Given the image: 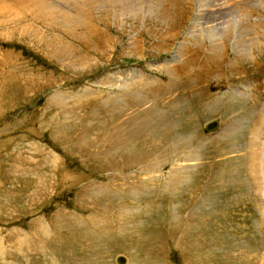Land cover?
Instances as JSON below:
<instances>
[{
	"label": "rangeland",
	"instance_id": "1",
	"mask_svg": "<svg viewBox=\"0 0 264 264\" xmlns=\"http://www.w3.org/2000/svg\"><path fill=\"white\" fill-rule=\"evenodd\" d=\"M26 1L0 0V264H115L118 255L125 256L128 264H264V213L252 185L257 177L252 158L248 163L243 160L248 154L251 157L245 147L261 118L254 108L264 107V46L254 49L252 59L242 55L236 62L225 40L221 59L208 63V43H199L190 33L191 22L198 19L195 5L200 3V10H221L214 17L217 24L240 21L238 30H244L246 17H251L250 23L259 25L255 31L264 38V10L253 6L254 11L246 9L239 17L229 14L230 0H120L119 4L94 0L93 12L84 10L79 17L81 10L74 8L87 0H41L65 14L62 26L46 18L34 20L28 13L38 5L28 7ZM226 1L228 6L220 3ZM133 5V10L128 9ZM179 44L189 47L183 58L189 65L179 73L182 83L170 91L176 99L173 106L166 105L169 114L155 126L149 123L125 131L120 124L127 117L121 110L119 114L118 108H104L92 97L118 94L116 87L106 83L129 71L169 82L164 71L156 68L173 61L181 51ZM89 88L95 95L82 105L74 97L63 99ZM54 94L61 96V106L71 107L66 115L58 106L60 101H50ZM210 121L218 123V130L202 133ZM66 123L65 134L60 124ZM86 125H92V131L85 133ZM114 128L121 138L107 139ZM79 133L86 141L78 138ZM124 136L123 147L109 148L112 141L124 142ZM260 137L264 151V132ZM170 146L177 147L178 153H199L189 186L162 193L153 187L154 194L145 190L140 196L123 193L121 197L143 177L139 162H132L143 161L142 152L156 154ZM101 185L108 190H96ZM109 194L113 195L106 197ZM116 206L135 213L122 220L136 222L129 230L121 227L119 238L113 233L106 238L91 234L87 227L62 228L55 217L68 212L90 219L96 213L113 214ZM44 227L53 229L41 232ZM40 235L55 243L41 247L36 240Z\"/></svg>",
	"mask_w": 264,
	"mask_h": 264
},
{
	"label": "bare ground",
	"instance_id": "2",
	"mask_svg": "<svg viewBox=\"0 0 264 264\" xmlns=\"http://www.w3.org/2000/svg\"><path fill=\"white\" fill-rule=\"evenodd\" d=\"M52 1V0H51ZM84 1V0H83ZM93 1L94 0H87V4H83L82 7L80 6H76V8H74L76 11L81 10L80 11V15L77 14L79 17H81V15H83V11L86 10L89 12H93ZM115 4H119V2H121L120 0H112ZM131 1V0H130ZM170 1V0H169ZM183 1V0H182ZM217 1V0H216ZM215 1V2H216ZM220 1V0H219ZM228 1V0H227ZM220 2L223 3V6H228V2ZM28 4V7H34L36 5H38L37 8H35L36 10H33V12L28 13L31 15V17L36 20V19H40V18H46L48 21H52V24H63L64 20H65V14L60 13L59 10H56L55 6L47 5L44 1L41 0H27L26 1ZM85 2V1H84ZM104 2V0H103ZM167 2V1H166ZM190 2V1H189ZM201 2V1H199ZM203 2V1H202ZM74 3V2H72ZM77 3V2H76ZM80 3V2H79ZM102 3V2H101ZM111 3V2H110ZM154 3V2H153ZM163 3H165L163 1ZM162 3V4H163ZM178 3V2H176ZM231 3V7L229 8V14H239V17L242 16V13L245 12V10L247 9V12L249 9H251L253 6H259L260 9L262 8L264 10V0H230ZM22 4V3H21ZM63 4V3H61ZM66 4V3H65ZM81 4V3H80ZM106 4V3H105ZM104 4V5H105ZM109 4V3H108ZM108 4H106V6H109ZM169 4V3H168ZM173 4V3H170ZM182 4V3H181ZM180 4V5H181ZM186 4V3H185ZM184 4V5H185ZM196 4V3H195ZM200 3H198L197 5H195V17L198 18L197 21L196 19L194 21L191 22L190 27L192 29H190V33L192 38H196L197 41L199 43H203L204 42L208 43L205 46H207L208 48V63L210 62H215L216 60H218V58L221 59L222 55L224 54L225 51V40L229 41L228 47L232 48V52H233V56L234 60L237 62L239 59H237V57L239 56H248L249 58L253 55L254 56V49L256 47H259V45L264 46V38L263 35H261L258 32L255 31V27L259 26L258 24L256 25V23H254V25H256L255 27L250 23V19L251 17H246V21L245 23V29L244 30H238L237 28H239L238 26L240 25L238 20L234 21V24L231 25L230 21L226 20L223 23H216L217 20L214 19V17L216 15H219L221 10L218 11H212L210 12L209 9L210 7H208L207 9L200 10L201 6H199ZM205 4V3H204ZM204 4H201L205 7ZM228 4V5H227ZM40 5V7H39ZM42 5V7H41ZM68 5V3H67ZM67 5H65L64 7H66ZM74 5V4H73ZM72 5V6H73ZM155 5V4H154ZM183 5V4H182ZM181 5V6H182ZM210 5V4H209ZM235 5V6H233ZM24 6V5H23ZM69 6V5H68ZM71 6V5H70ZM69 6V7H70ZM112 6V5H111ZM115 6V5H113ZM124 6V5H123ZM160 6V5H159ZM167 6V5H166ZM178 6V5H177ZM186 6V5H185ZM190 6V5H189ZM212 7H216L215 4L212 3L211 5ZM55 7V8H54ZM85 7V8H84ZM96 7V6H95ZM110 7V6H109ZM116 7V6H115ZM114 7V8H115ZM127 7V6H125ZM130 10H133L132 8L133 6H129ZM139 7V6H138ZM157 6H155L156 9ZM162 7V6H161ZM59 8L62 10V6ZM71 8V7H70ZM97 9L102 7H96ZM113 8V9H114ZM119 8V7H118ZM120 8L122 9V11H127V8L125 9L124 7L120 6ZM135 8V7H134ZM158 8V7H157ZM166 8V7H165ZM170 8V7H169ZM106 9V8H104ZM108 9V8H107ZM110 10L112 8H109ZM112 9V10H113ZM138 9V8H137ZM186 9V8H185ZM226 9V8H224ZM223 9V10H224ZM259 9V8H258ZM66 10V9H65ZM68 10V9H67ZM177 10V9H176ZM214 10V9H213ZM252 10V9H251ZM257 10V9H255ZM4 11V10H3ZM187 11V10H186ZM226 11V10H225ZM254 11V10H252ZM107 12V11H106ZM115 12V11H114ZM240 12V13H239ZM246 12V14H247ZM260 12V11H259ZM12 13V12H11ZM160 13V12H158ZM157 13V14H158ZM187 13V12H186ZM250 13V11H249ZM88 14V13H87ZM97 14V13H96ZM116 14V12L114 13ZM139 14V13H138ZM228 14V12L226 13ZM253 14V13H252ZM251 14V15H252ZM263 14V13H262ZM89 15V14H88ZM112 15V14H109ZM162 15V14H161ZM159 15V16H161ZM187 15V14H186ZM244 15V14H243ZM254 15V14H253ZM252 15V16H253ZM261 15V14H260ZM259 15V16H260ZM28 16V15H27ZM90 16L92 17L91 13ZM113 16V15H112ZM116 16V15H115ZM135 16V14H134ZM118 17V16H117ZM162 17V16H161ZM164 17V16H163ZM203 17V19H205V22H200L201 18ZM262 17V16H261ZM98 18V17H97ZM100 18V17H99ZM114 18V17H113ZM143 18V17H142ZM154 18V17H153ZM165 18V17H164ZM44 19V20H46ZM62 19V20H60ZM263 19V18H262ZM103 20V19H102ZM234 20V19H233ZM253 20V19H252ZM256 20V19H255ZM261 20V19H259ZM42 21V20H41ZM63 23H62V22ZM258 21V20H257ZM44 22V21H43ZM46 22V21H45ZM200 22V23H199ZM255 22V21H254ZM261 22V21H260ZM263 22V21H262ZM49 23L48 25L51 26L52 24ZM216 23V24H215ZM65 24V23H64ZM66 25V24H65ZM143 25V24H142ZM25 26V25H24ZM54 26V25H53ZM63 26V25H62ZM261 26V24H260ZM16 27V26H15ZM55 27V26H54ZM53 28V27H52ZM73 28V27H72ZM261 28V27H260ZM70 29V28H69ZM89 29V28H88ZM157 29V28H156ZM197 29L195 32L194 30ZM264 29V28H263ZM24 30V29H23ZM59 30V29H58ZM66 30V29H65ZM96 29H93V31ZM150 30V29H149ZM160 30V29H159ZM163 30V29H162ZM257 30V29H256ZM69 31V30H67ZM89 31V30H88ZM91 31V30H90ZM234 31V34H232V32ZM264 31V30H263ZM11 32V31H10ZM62 32V31H61ZM71 32V31H70ZM76 32V31H75ZM201 32V33H199ZM262 32V31H261ZM188 34V33H187ZM234 36H232V35ZM264 34V33H263ZM77 35V34H76ZM160 35V34H158ZM42 36V35H41ZM78 36H80L78 34ZM134 36V35H133ZM189 36V35H188ZM31 37V36H30ZM157 37V36H156ZM159 37V36H158ZM187 37V36H186ZM231 39H230V38ZM78 38V37H77ZM189 38V37H188ZM190 38V39H192ZM195 39V40H196ZM75 40V39H74ZM187 40V39H186ZM194 40V39H193ZM190 41V40H189ZM48 43V42H47ZM183 43V42H182ZM187 42H185L186 44ZM133 45H135L134 43H132ZM167 46V45H166ZM180 46V47H179ZM179 48L181 49V51H178L177 53L179 54H174L172 60L173 61H164L163 64L164 65H160V68H156L158 72H163L166 74V77L170 78L171 80L169 82H160L156 77L153 76H147L146 78H143L142 75H138L137 72H133V71H129L130 73L126 72L127 74L121 73L120 76L115 77V78H111L109 80V82H107L106 84L109 87H116L115 89H117L118 94L112 93L113 95H106L105 97H101L100 95H95V93H91L90 88L85 90L84 92H82L81 94H75L73 96H68L67 98H63L66 100H70L69 98L74 97V99L76 100V103L78 105H82L80 103L84 102L86 99L85 98H89V96L91 95H95V97L92 98H96L98 101L102 102V104H99L104 107V108H108V107H112V108H118V111L115 110V112L117 111L120 114V110H121V114L122 116H126L127 118L120 124L127 130H133L136 126L138 127H143L145 128L147 124H151V126H155L156 123L161 121L159 120L161 117H165L166 115L169 114L168 112V108L166 107V105H169L168 107H171L174 105L175 103V97L171 92H173V89L176 88L179 84L178 80H179V73L180 71L183 72V68L189 65L187 64V62L183 63L184 61V55H185V51L189 49L188 46L185 47H181L182 45L179 44ZM184 46V44H183ZM191 46V45H189ZM195 46V44H194ZM58 47V46H57ZM135 47V46H134ZM199 47V46H196ZM203 47V46H202ZM133 48V47H132ZM159 48V47H158ZM205 47H203L204 49ZM54 49V48H53ZM161 49V48H160ZM195 49V48H194ZM199 49V48H198ZM258 49V48H257ZM201 50V49H200ZM158 51V50H156ZM160 51V50H159ZM202 51V50H201ZM196 52V51H195ZM199 52V50H198ZM262 52V51H260ZM191 53V52H190ZM197 53V52H196ZM203 53V52H200ZM257 53V52H256ZM259 53V52H258ZM188 54V53H187ZM194 55V54H193ZM238 57V58H239ZM247 57V58H248ZM243 59V57H241ZM240 58V59H241ZM245 58V57H244ZM252 59V58H250ZM186 61V60H185ZM235 61L232 62V64H235ZM253 61V60H252ZM251 61V62H252ZM180 64V65H179ZM231 64V65H232ZM181 69V70H180ZM191 69V68H190ZM17 70V69H16ZM203 70V68H202ZM19 71V70H18ZM139 72V71H138ZM12 74V73H11ZM133 74V75H132ZM156 74V73H155ZM153 75V74H152ZM159 75V74H158ZM115 76V75H114ZM139 78H137V77ZM195 77V75L193 76ZM216 77V76H215ZM168 78V79H169ZM129 81V84H127V82L125 81ZM138 79V80H136ZM192 78H190L191 80ZM131 83V84H130ZM192 83V82H191ZM100 85V84H99ZM110 90V88H109ZM116 91V90H115ZM100 92V90H99ZM112 92V91H110ZM176 92V91H175ZM240 92V91H239ZM77 93V92H76ZM128 93V94H127ZM242 93V92H241ZM101 94V93H100ZM121 94V95H119ZM184 94V92H183ZM247 94V93H246ZM70 95V94H69ZM164 95H166V97H164ZM176 95V93H175ZM180 95V94H179ZM104 96V95H103ZM124 96V97H123ZM121 97H123V99L121 100V103H116V101H120ZM184 97V96H182ZM126 98V99H125ZM72 99V98H71ZM90 99V98H89ZM61 100V96H59L58 94H54L52 99L50 100L51 102H57ZM63 101V100H62ZM165 101V102H164ZM228 101V100H227ZM160 102H163V105L165 107L161 108V104ZM117 104V107H114V105ZM177 104V103H176ZM61 101L58 103V106H60L62 108V111L64 112V114H67V110H69L71 107H65L61 106ZM77 106V105H75ZM178 106V105H177ZM176 107V106H174ZM173 107V108H174ZM135 108V109H133ZM172 108V109H173ZM260 108V107H259ZM264 107H261L260 110L258 111V107L254 108V114L256 115V117L261 116V118L256 120V124L254 125L253 132H251L250 134V140H248L247 145H246V150L251 152V157H249L248 155L245 157V159L243 160H247V163L249 160H253V172L255 173L254 176H256L257 178H255L252 182V185L254 187V197H256L257 200V204L259 205L258 207L261 209V212L264 213V165H262L263 162V149H262V143L260 142V135L263 134L264 132ZM171 114V113H170ZM167 118V117H166ZM74 121H71V125H73ZM215 123H217L216 121H213ZM88 124V123H87ZM113 126V123H111ZM110 124V125H111ZM65 125H68V123L66 124H60V128L61 131L66 129ZM115 125V124H114ZM92 126V125H91ZM89 125L83 126L82 128L85 130L84 132L86 133L87 129L92 131V128ZM75 127V126H73ZM115 127V126H114ZM117 127V126H116ZM218 123H217V128H218ZM113 128V127H112ZM59 129V128H58ZM218 130V129H217ZM232 130V129H231ZM65 131V130H64ZM63 131V133H64ZM109 131V130H108ZM235 131V130H234ZM123 132V131H122ZM208 132V131H207ZM215 133V132H214ZM66 134V131H65ZM133 136L135 135L134 133H130V135ZM213 134V133H212ZM233 134H235L233 132ZM247 135V134H246ZM61 136V135H60ZM119 136L121 138L122 134L121 132H119L117 129H112V133L110 134L109 132V136H107V139H109L108 137H112L111 139L115 140L116 137ZM151 136V135H150ZM81 137V140H85L87 139V137H85L84 135H82V133H79L78 138ZM64 138V137H63ZM127 138H129L127 136ZM134 138V137H133ZM137 139V138H136ZM141 139V138H140ZM122 140H124V142H120L117 141L116 143H114L112 141L111 145L109 148L112 149H118L121 148L123 146H121L122 144L125 143V136L122 137ZM62 141H64V139H62ZM61 141V142H62ZM136 142V141H135ZM151 143V142H150ZM168 143V142H167ZM206 143V142H205ZM68 145V144H67ZM203 145V144H202ZM145 146V145H144ZM152 146V145H151ZM176 146V145H174ZM67 147V146H66ZM163 147V146H162ZM200 147V146H199ZM68 148V147H67ZM103 149V148H102ZM174 149V150H173ZM177 147H173L170 146L169 148L166 147V149H160L161 152L159 153H144L142 152V159L143 161H133L134 158H130L133 162V164L138 163V167L141 169L140 171H142V175L143 177L139 179V182L132 184L128 191H122L121 193V197H124L122 194H129V196H136L139 194V196L141 195V193L143 191L146 190V194L149 193V191H151L150 189H159L162 193V191H172L174 192V190H176L177 188L183 190L184 188H186L188 185V183L190 182V177L191 174H193L196 171V166L198 165V162H200V156L198 155L199 153L193 152V154H189L187 152H177ZM200 149V148H199ZM159 150V149H158ZM173 150V152H172ZM190 150V149H189ZM195 150V149H194ZM245 150V151H246ZM150 152V151H149ZM158 152V151H156ZM102 153V152H101ZM120 153V152H119ZM96 154V153H95ZM132 154V153H131ZM97 156V155H96ZM95 156V157H96ZM133 156V155H131ZM138 156V155H137ZM99 157V156H98ZM183 157V158H182ZM242 157V156H241ZM247 157H249L247 159ZM103 158V157H102ZM136 158V157H135ZM107 160V159H106ZM51 163L54 164V160L50 159ZM115 161V160H114ZM118 161V160H117ZM179 161V163H178ZM121 162V161H120ZM181 162V164H180ZM56 164V162H55ZM103 165V164H102ZM249 165V164H246ZM109 166V165H108ZM111 166V165H110ZM130 166V165H129ZM168 166V171L166 173L163 172L164 167ZM243 166V165H242ZM251 166V164H250ZM124 167V166H123ZM199 167V166H198ZM52 168V167H51ZM102 168V167H100ZM109 168V167H108ZM247 168V167H246ZM248 169V168H247ZM139 170V169H137ZM145 172V174H144ZM248 172V171H247ZM132 173V172H131ZM135 174V173H133ZM136 174H140V172L137 171ZM249 176V175H248ZM137 179V177H136ZM111 182V181H110ZM114 184V182L112 183ZM125 184V183H124ZM248 185L250 183H247ZM126 185V184H125ZM127 186V185H126ZM112 187H114V185H112ZM153 189V190H154ZM96 190H98L99 192H105L106 190H108L107 185H101V186H97ZM114 190V189H113ZM123 190V189H122ZM251 190V188H250ZM184 192V191H183ZM186 192V191H185ZM145 193V192H144ZM152 193V191H151ZM154 194V193H152ZM158 194V193H157ZM156 194V195H157ZM169 194V193H168ZM172 193H170L171 195ZM93 195V194H92ZM111 195L113 194H109L106 197L110 198ZM169 195V196H170ZM96 196V195H95ZM172 196V195H171ZM170 196V197H171ZM154 197V196H153ZM164 201V200H163ZM256 202V201H255ZM86 204V203H85ZM118 209H116L115 213H108L105 215H101V214H93L91 215L90 219L86 218V219H82L74 214L71 213H59L57 214L55 217L57 219V224L59 225V227L62 226V228H64L65 226H68V228L73 229V230H83L81 227H87L88 228V232H91V234H100L101 236H104L106 238V236H110L112 233L114 236L119 235L121 232L123 233L124 229L125 230H129L132 228V225L136 226V222H131L130 221L127 223V220H122L123 218L127 219L128 214H130L131 216H134V212L133 211H129L127 209H124L123 206H116ZM96 208V207H95ZM91 209V208H90ZM104 208H102L103 210ZM129 209V208H128ZM109 210V209H108ZM141 210V209H140ZM114 211V210H113ZM260 211V210H259ZM112 212V211H111ZM74 213V212H73ZM199 213V212H198ZM206 213V212H205ZM193 214V213H192ZM197 214V213H195ZM194 216V215H193ZM197 216V215H196ZM88 217V216H87ZM142 217V216H141ZM195 218V217H194ZM138 219V218H137ZM146 220V219H145ZM189 221V219H188ZM123 222H126V224H123ZM32 225V224H31ZM30 225V226H31ZM33 226H36L37 228L39 227V223L35 222V224H33ZM123 227V228H121ZM196 227V225L194 226ZM92 228V229H91ZM176 228V227H174ZM173 228V229H174ZM39 229V228H38ZM42 231L41 232H45V231H49L53 228H41ZM177 229V228H176ZM184 229V228H183ZM200 229V228H198ZM115 231V232H113ZM187 231V230H186ZM189 231V230H188ZM187 231V232H188ZM29 232V231H28ZM31 232V231H30ZM96 232V233H94ZM182 232V231H181ZM40 233V230H39ZM84 233V232H83ZM186 233V232H185ZM185 233H183L180 236L181 237L185 235ZM36 234V233H35ZM86 234V233H85ZM133 234V233H132ZM31 235V234H30ZM38 235V234H36ZM44 235V234H42ZM42 235H40V239H38L37 236V241L41 242V247H43L44 245L46 246H50L51 244L48 243H52L54 244L55 242L53 241H49L47 239H45V236L43 237ZM88 236H90L89 234H86ZM123 235V234H122ZM176 235V234H175ZM32 236V235H31ZM42 236V237H41ZM99 236V235H98ZM24 237V236H23ZM118 237V236H117ZM21 238V237H19ZM96 238L99 239V237L96 236ZM109 238V237H108ZM119 238V237H118ZM24 239V238H23ZM42 239V240H41ZM121 239V236H120ZM27 240V239H26ZM113 240H118V239H113ZM21 241V239H20ZM180 241V240H179ZM184 241V240H183ZM27 242V241H26ZM87 242V241H86ZM90 242V240H89ZM95 242V241H94ZM18 243V242H17ZM34 243V242H33ZM92 243V241H91ZM179 243V242H178ZM187 243V242H186ZM29 244V243H28ZM124 244V243H123ZM40 245V244H39ZM87 246V245H86ZM198 246V245H197ZM22 247V246H20ZM157 247V246H156ZM26 248V247H25ZM32 248V247H31ZM44 248V247H43ZM179 248V247H178ZM40 249V248H39ZM51 249V248H49ZM87 249V248H86ZM86 249L84 251H86ZM162 249V248H161ZM1 250V249H0ZM25 250V249H24ZM185 250V249H184ZM190 250V249H189ZM192 250V248H191ZM89 251V249H88ZM31 251H29L30 253ZM2 253V252H1ZM23 254V253H22ZM35 254V253H34ZM89 254V253H88ZM147 255V254H146ZM25 256V255H24ZM27 256V255H26ZM44 256V255H43ZM151 257V256H150ZM164 257V256H163ZM84 259V258H83ZM90 259V257H89ZM85 261V260H84ZM91 261V260H90ZM88 261V263L90 262ZM114 263L115 264H128V259L123 256V255H118L114 258Z\"/></svg>",
	"mask_w": 264,
	"mask_h": 264
}]
</instances>
